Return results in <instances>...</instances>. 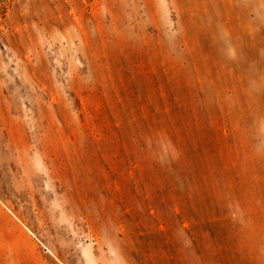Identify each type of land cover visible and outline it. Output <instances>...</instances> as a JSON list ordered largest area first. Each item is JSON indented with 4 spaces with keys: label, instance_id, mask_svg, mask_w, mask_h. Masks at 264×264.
<instances>
[{
    "label": "rangeland",
    "instance_id": "1",
    "mask_svg": "<svg viewBox=\"0 0 264 264\" xmlns=\"http://www.w3.org/2000/svg\"><path fill=\"white\" fill-rule=\"evenodd\" d=\"M0 264H264V0H0Z\"/></svg>",
    "mask_w": 264,
    "mask_h": 264
}]
</instances>
